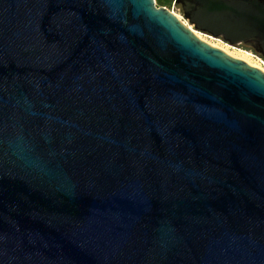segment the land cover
<instances>
[{
  "label": "water",
  "instance_id": "1",
  "mask_svg": "<svg viewBox=\"0 0 264 264\" xmlns=\"http://www.w3.org/2000/svg\"><path fill=\"white\" fill-rule=\"evenodd\" d=\"M0 0V264H264V0Z\"/></svg>",
  "mask_w": 264,
  "mask_h": 264
},
{
  "label": "rangeland",
  "instance_id": "2",
  "mask_svg": "<svg viewBox=\"0 0 264 264\" xmlns=\"http://www.w3.org/2000/svg\"><path fill=\"white\" fill-rule=\"evenodd\" d=\"M166 8H168L171 12H173L175 15H177L180 19H182L183 21H186V19H184V17L182 16V14L176 10L175 8H169L166 6ZM187 22V21H186ZM197 35L202 38L203 40H205L206 42H208L209 44L216 46L218 48L223 49L224 51H226L227 53H231V54H238L239 50H245V51H249L252 55L249 57V59L258 64L261 68H264V64L261 62L260 60V56L256 53H254V51H251L249 49H245L243 47H241V45H230L229 43L225 42L223 39L221 38H217V37H213L211 35L196 31ZM247 62V61H246ZM249 63V62H248Z\"/></svg>",
  "mask_w": 264,
  "mask_h": 264
},
{
  "label": "bare ground",
  "instance_id": "3",
  "mask_svg": "<svg viewBox=\"0 0 264 264\" xmlns=\"http://www.w3.org/2000/svg\"><path fill=\"white\" fill-rule=\"evenodd\" d=\"M223 50V49H222ZM226 52V51H225ZM229 54V53H228ZM230 55L234 56V57H237V58H240L242 60H245L247 62H249V64L253 65V66H256L262 70H264V68H261L258 64L252 62L249 57L252 55L249 51H245V50H239V53L238 54H231Z\"/></svg>",
  "mask_w": 264,
  "mask_h": 264
},
{
  "label": "trees",
  "instance_id": "4",
  "mask_svg": "<svg viewBox=\"0 0 264 264\" xmlns=\"http://www.w3.org/2000/svg\"><path fill=\"white\" fill-rule=\"evenodd\" d=\"M158 6H167L169 8H174V0H156ZM176 9V8H175ZM177 10V9H176ZM179 11V10H178ZM241 47L245 49H249L251 51H254L252 48L247 47L245 45H241ZM255 53V52H254ZM257 54V53H256Z\"/></svg>",
  "mask_w": 264,
  "mask_h": 264
},
{
  "label": "built area",
  "instance_id": "5",
  "mask_svg": "<svg viewBox=\"0 0 264 264\" xmlns=\"http://www.w3.org/2000/svg\"><path fill=\"white\" fill-rule=\"evenodd\" d=\"M260 56V55H259ZM260 60L261 62L264 64V58L262 56H260Z\"/></svg>",
  "mask_w": 264,
  "mask_h": 264
}]
</instances>
